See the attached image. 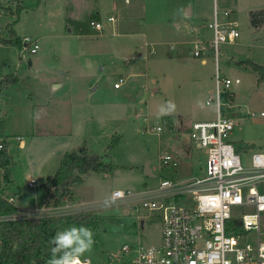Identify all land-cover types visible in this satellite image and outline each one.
Masks as SVG:
<instances>
[{
	"label": "rangeland",
	"instance_id": "374dc122",
	"mask_svg": "<svg viewBox=\"0 0 264 264\" xmlns=\"http://www.w3.org/2000/svg\"><path fill=\"white\" fill-rule=\"evenodd\" d=\"M133 1L123 4V0H21V6L14 2L0 13L2 38H9L4 25L10 24L14 32L12 39L21 41L20 48L17 44H0L3 47L0 75L14 77L12 82H0L2 133L15 157L7 167L11 169L10 179L17 191L16 203L32 210L18 216L38 219L77 211L94 213L101 220L90 229L93 243L90 250L78 257L87 258L90 264L125 262L132 253L115 258L122 244L136 248L160 243L159 212L110 199V192L152 187L161 178L180 180L200 176L204 157L197 148L189 146L185 134L192 121L214 119V105L205 104L214 95L213 57L201 54L206 64L200 65V58L191 55L192 45L186 41L189 35L183 28L181 37L163 36V23L174 29L171 20L177 12L171 0L165 5L162 0H140L139 10L144 19L139 21L143 20L144 24H137H156L162 29L153 52L144 54L151 45L143 49V44L138 43L140 39L132 40L114 29L118 16ZM108 16L114 17L113 23L106 21ZM89 20L102 23V33L91 29ZM237 28L241 32L245 30L241 25ZM156 31L160 33L159 29ZM22 37H27L28 42L22 55H18L23 46ZM210 38L206 30L198 39ZM239 40L241 37L235 39ZM256 40L258 46L239 49L238 54L244 58L236 59L253 60L264 74V27ZM33 43L39 49L30 53L28 49ZM171 43L173 48L169 49ZM234 48L226 43L219 46L220 77L239 80L229 86L228 95L221 97V110L236 123L226 140L239 154L242 166H248L250 154L264 150V82L257 86L256 81H261L257 73L230 59L236 56L232 54ZM27 59L32 60V65L27 66ZM194 66L197 69L190 73ZM118 78L123 79L121 88L113 90L112 82ZM53 85L58 86L53 88ZM177 113L181 117H160ZM155 124L160 126V131L154 129ZM16 135L30 142L28 152H23L22 157ZM65 136L82 138L87 153L97 155L110 169L89 170L87 180L76 185L75 193L81 200L95 202L70 209L56 206L54 209L51 201L35 207L47 190L45 186L39 187L43 177L35 172L32 173L37 178L36 188L23 187L24 167L47 161L41 172L45 178L52 176L57 165L51 169L50 164L59 154L60 141ZM171 140L177 143L182 155L170 150ZM184 151L189 154L187 160L183 159ZM165 154L172 160L164 164L160 157ZM146 163L154 176L145 175ZM260 216L259 238L264 241V212ZM68 228H57L53 237ZM109 256H113L111 260Z\"/></svg>",
	"mask_w": 264,
	"mask_h": 264
},
{
	"label": "built area",
	"instance_id": "2783aa9c",
	"mask_svg": "<svg viewBox=\"0 0 264 264\" xmlns=\"http://www.w3.org/2000/svg\"><path fill=\"white\" fill-rule=\"evenodd\" d=\"M14 2L0 0V12ZM221 14L226 18L223 22L213 17L205 24L211 31V40L200 41V46L192 50L193 57L204 53L216 62L220 44L237 38L238 31L235 22L229 19L230 13L224 10ZM114 20L112 16L106 17L109 23ZM88 26L100 33L104 30L99 21L89 20ZM27 42L25 37L21 55ZM37 47L33 43L28 50L35 53ZM218 72L215 68L214 95L205 101L214 105V119L193 121L186 140L204 157L202 174L180 180L161 178L152 187L110 192V199L156 210L160 216V243L136 248L122 244L115 258L132 255L121 264H264V241L259 238L260 215L264 212V150L253 151L249 165L242 166L239 154L226 140L236 123L221 110L220 99L239 80L220 77ZM122 83L123 79L118 78L112 87L118 88ZM154 129L160 131V126ZM160 160L165 164L172 157L165 154ZM33 183L34 179H30L28 184ZM12 218L0 216L2 220ZM15 218L25 217L16 215ZM79 260L81 264H90L87 258Z\"/></svg>",
	"mask_w": 264,
	"mask_h": 264
},
{
	"label": "crops",
	"instance_id": "0c3cea01",
	"mask_svg": "<svg viewBox=\"0 0 264 264\" xmlns=\"http://www.w3.org/2000/svg\"><path fill=\"white\" fill-rule=\"evenodd\" d=\"M19 2H17L20 6H21V0H18ZM164 2V5L167 3V0H162ZM190 1V2H189ZM171 2H174L175 4V12L176 13V18H172L171 21H173V25H174V29H170L168 27H165V24L163 23V25H161V27H164V33L163 36H167L168 34H171L170 36H174V37H181L183 36L182 34H180L181 28H183V30L186 32V35H189V38L186 40L188 42V44L192 45V49H191V53L192 50L194 48H197L200 46V40L199 38V34H203L204 31L209 30L207 27H205L206 23L211 21L213 19V17L216 18V20L223 22L224 20H226V18L223 17V15L221 14L222 11L226 10L230 13L229 15V19L233 20L236 24V28L238 26H242L244 27V31L241 32V30L238 31V37H241V41H233L231 43H226L227 45H233L235 48L232 49V54L236 55L234 58L232 56H230V59H232L233 62L238 63L241 62L240 58L236 59L237 57H242L241 55H239L238 53L240 52L239 49L243 48V51L246 50L247 48H251V47H256L259 45V42L256 40V38L260 35V32L262 30V28L264 27V0H171ZM132 3V2H131ZM140 0H134L133 1V5L128 8L125 9V11L120 14L117 18V23L114 22V29L116 28L117 30V34H124L126 36H128L129 38H131L132 40H135V38L137 37L139 40L138 43H142L143 44V49H146L145 46L148 45L150 46V48L148 50H144V54L145 53H151L153 52V45L154 43H158V37L162 36V29L160 28L159 25L156 24H146L145 26H141L144 23L143 20L139 21L141 19H144L141 16L142 10H139L140 7ZM123 4H129V0H127V2H124L123 0ZM177 6V7H176ZM180 6V7H178ZM112 9H114V6H112ZM123 10V9H122ZM121 10V11H122ZM1 13V12H0ZM3 13V12H2ZM139 13V15L137 16L136 14ZM260 13V15H258ZM221 14V15H220ZM250 14H254L255 15V19L253 20L255 23L251 24V17ZM136 18H138L136 20ZM168 17H166L167 19ZM169 19H171L169 17ZM139 21V22H138ZM201 22L202 25H200ZM137 23H142L141 25L137 24ZM5 27V25H4ZM3 28L0 27V34L2 33ZM159 29L160 33L157 32L156 30ZM206 29V30H205ZM121 32V33H120ZM210 32V37L212 36L211 31ZM0 37L2 38V36L0 35ZM25 37H22V39H24ZM153 38L154 41H153ZM211 40V38L209 39ZM208 40V41H209ZM202 41H205V39H202ZM207 42V41H205ZM23 45V43H22ZM38 46V45H37ZM169 49L173 48V44H169ZM3 48V47H0ZM37 49H39V46L37 47ZM20 50L19 49V53L18 55H20ZM15 52V49H14ZM13 52V53H14ZM139 53V52H138ZM164 53V52H162ZM241 53L242 50H241ZM204 54V53H202ZM192 55V54H191ZM207 55V54H204ZM200 58L199 64L204 66L206 64V59L205 57H198ZM244 58V56L242 57ZM30 62V65H32V60L27 59ZM124 60H127L126 57H124ZM247 59H244L242 61H245ZM248 61H252V63L254 62L253 60H248ZM255 63V62H254ZM214 66L215 68L218 69V58L216 60V62H214ZM195 69H197L195 66L193 67V70L190 71V73H193L195 71ZM60 74H63L64 72H58ZM115 81V80H114ZM113 81V82H114ZM112 82V83H113ZM264 82V80L261 81H256L257 86L261 85ZM58 85H53V88L57 87ZM121 88V85L118 88H113V90H119ZM152 91H155V89H152ZM228 93H225L223 95H228ZM222 95V96H223ZM224 114L226 115L225 111H223ZM162 116H169L171 117V119H173V117L176 116H180L181 115L179 113H177L176 115L174 114H161L160 117ZM215 116V115H214ZM159 117V118H160ZM1 118V117H0ZM202 121V120H201ZM193 122V121H192ZM191 122V123H192ZM190 123V124H191ZM190 124L188 126V130L190 127ZM158 125L155 124L154 127H156ZM153 127V126H152ZM187 133V132H186ZM32 135V134H31ZM70 136V134H69ZM69 136H65L62 137L61 141H60V152L59 154H57V156L53 157V164H50V168L52 169L54 167V165L56 166L55 171L57 170V167L59 165V161L62 157V155L64 153H78L79 149L84 145V141H82V138L79 139H74L75 137H69ZM3 139V142H5L6 145V151L8 156L10 157V164L14 162V156H12V149L9 147V143L6 140L5 135L2 133V129H1V136ZM15 140H17V149H19L21 151L20 155L21 157L24 156V153L28 152V147H30V142H26L22 139V137L20 135H16ZM185 139L187 140V135L185 134ZM171 144H170V150L173 149L174 152L177 155H182V153L179 150V147L177 145V143L173 140H171ZM187 142V141H186ZM188 143V142H187ZM189 146L191 147V145L189 144ZM86 150V147H84ZM191 149V148H190ZM87 151V150H86ZM18 152V151H16ZM19 156V155H18ZM16 156V157H18ZM183 156H185L183 159L187 160L189 154L188 152L183 153ZM52 156H49V159ZM184 160V161H185ZM178 164L180 162V160H177ZM47 162V161H46ZM46 162H42L34 167H28L25 166L24 167V172H23V187L26 188H36L37 186V178H35V176H33L32 172H35L37 174V176H39V174H41V177H43V183L40 184V188L42 186H45L46 183V178L44 177L45 174H42L41 171H43V168L45 166ZM9 164V165H10ZM28 169L30 171H28ZM11 170V169H9ZM150 170V169H149ZM186 170V169H184ZM2 171H0V193L2 194V196L4 198H6L7 201H9L10 203H12L18 210V214L20 213L22 214L23 212L26 213L28 211H32L31 209H27V208H23L18 206V204L16 203V198H17V191H15V184L14 182L11 181H3L2 179ZM55 173V172H54ZM89 173V171L80 174L79 178H80V182L79 183H72L69 186L70 192H71V202L66 203V202H60L58 206H56L57 208H61V209H70V208H75L77 205H89L93 202H95L94 200H89V199H80L79 196L75 193V188H77L76 185H79L83 182H85L87 180V174ZM151 173V171H150ZM152 174V173H151ZM153 175V174H152ZM11 176V173H10ZM154 176V175H153ZM12 178V177H11ZM30 179H34V183L29 186V180ZM156 184V183H155ZM114 190V189H113ZM59 193V189L57 187H52L49 191H46V194L44 196V198L40 201V203H38L35 207H38V205H43L44 203H47L51 200L52 197H56ZM34 207V208H35ZM51 208V207H50ZM55 209V207H52Z\"/></svg>",
	"mask_w": 264,
	"mask_h": 264
},
{
	"label": "trees",
	"instance_id": "16d2710c",
	"mask_svg": "<svg viewBox=\"0 0 264 264\" xmlns=\"http://www.w3.org/2000/svg\"><path fill=\"white\" fill-rule=\"evenodd\" d=\"M15 3L18 0H14ZM18 4V3H17ZM20 7L17 5V9ZM260 15V13L258 14ZM250 14L251 24H254ZM8 29L9 38L0 37V44H17L20 48L21 41L12 39L14 32L10 24L5 26ZM237 64L247 65L251 70L257 73L258 79L262 80L264 74L262 68L250 61H241ZM14 77H1L0 82L9 83ZM2 129V121L0 120V136ZM10 157L6 151L5 142L3 148L0 149V168L2 171L3 181H10V173L8 165ZM110 169L108 163H101L99 157L94 154H88L84 146L78 153H64L59 161L57 170L52 176L46 178L45 187L49 191L52 187H57L59 193L56 197L51 198V206L55 207L60 202H71V192L69 186L72 183H79V175L89 170L104 171ZM18 214L17 208L6 200L0 193V216H14L12 219L0 221V264H43L46 260L52 258L51 249L56 247L51 243L54 230L59 227H85L92 229L101 218L89 211H77L59 216L41 217L38 219L15 218ZM60 253L56 255L59 256Z\"/></svg>",
	"mask_w": 264,
	"mask_h": 264
},
{
	"label": "clouds",
	"instance_id": "9594fccd",
	"mask_svg": "<svg viewBox=\"0 0 264 264\" xmlns=\"http://www.w3.org/2000/svg\"><path fill=\"white\" fill-rule=\"evenodd\" d=\"M105 203L107 204L108 201ZM91 237L92 232L85 227H70L57 232L51 240V243H54L56 247L51 249L52 258L48 264H81L78 257L90 250L93 243ZM57 253H62L59 258H57Z\"/></svg>",
	"mask_w": 264,
	"mask_h": 264
},
{
	"label": "water",
	"instance_id": "95a60500",
	"mask_svg": "<svg viewBox=\"0 0 264 264\" xmlns=\"http://www.w3.org/2000/svg\"><path fill=\"white\" fill-rule=\"evenodd\" d=\"M30 65V62H29V60H27V66H29ZM60 72V71H59ZM144 173H145V175H150V176H153L151 173H150V170H149V168H148V163H146V165L144 166Z\"/></svg>",
	"mask_w": 264,
	"mask_h": 264
}]
</instances>
